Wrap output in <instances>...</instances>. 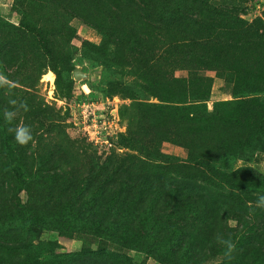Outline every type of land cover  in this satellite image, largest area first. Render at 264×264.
<instances>
[{"label": "trees", "instance_id": "1", "mask_svg": "<svg viewBox=\"0 0 264 264\" xmlns=\"http://www.w3.org/2000/svg\"><path fill=\"white\" fill-rule=\"evenodd\" d=\"M252 1H27L21 26L56 74L62 98L74 90L68 43L70 22L79 19L101 36L94 52L109 69L128 70L161 104L120 106L127 123L121 146L137 154L114 153L103 162L96 151L88 155L91 145L62 134L42 140L41 130L62 132L66 121L27 100L21 64L9 99L25 100L29 110L10 124L0 108V264H138L127 254L109 256L108 248L158 264H264V209L255 204L264 174L232 167L264 144V62L256 75L249 60L264 53V14L243 19ZM49 10L41 25L31 22ZM179 70L188 78H177ZM208 73L231 85L234 101L203 114ZM125 92L118 81L107 88L112 97ZM16 124L31 126L33 142H15L7 129ZM164 142L184 148L188 158L164 155ZM47 232L82 241L84 252H53L41 241ZM217 234L234 243L230 260Z\"/></svg>", "mask_w": 264, "mask_h": 264}, {"label": "rangeland", "instance_id": "2", "mask_svg": "<svg viewBox=\"0 0 264 264\" xmlns=\"http://www.w3.org/2000/svg\"><path fill=\"white\" fill-rule=\"evenodd\" d=\"M27 1L30 3L36 0H0V70H5L12 77H7L1 71L0 75H3L10 85H14L12 78L15 76L17 68L22 64L25 67L20 79L24 78L23 80L28 82V86L31 88L28 90L27 100H31L34 107L39 106L44 109L48 106L54 113H59L65 118L64 131L49 133L41 130L39 135L42 134V140L60 139L59 135L62 134V139L78 141V145L83 144L82 146L85 147L91 145L92 148L88 150V155L91 156L96 151L97 156L102 158L103 162L109 155L114 153L119 156L136 155V152L122 147L120 143L119 136L127 133L126 122L122 120V123L120 120L121 126L126 128L122 133L116 128L107 129L103 123L110 120V110L112 109L116 108L115 110L118 113L120 106L130 105L133 101L158 105L161 104L159 99L148 93L145 84L134 77L128 70L109 69L104 59L98 57L94 52L96 47L102 43L101 36L95 30L84 25L79 19H74L70 22L74 35L68 43L69 56L72 59L71 66L74 68L72 72L74 90L71 96L62 98L56 87V74L47 66V62L35 38L31 37L21 26L23 16L20 12L26 9ZM216 1L218 4H225L229 0ZM250 8L248 15L243 19L252 22L256 18H262L264 0H253ZM43 12V15L42 13L36 14L31 19V22H37L36 24L41 25L45 19H48L54 13V11L50 10ZM26 22H30V19ZM249 58L250 62L257 67L256 75L259 74L260 68L257 62L261 65L263 64L264 53L257 56L251 55ZM228 59H235V57ZM9 60L12 63H8ZM32 60H37L35 65ZM77 69H81L86 76L80 81H76L74 78V72ZM49 72H52L55 76L54 87L45 81L44 76ZM241 72V75L248 74V72ZM175 75L179 79L188 78V72L183 70L177 71ZM208 76L213 78V82L210 87V99L202 108L203 114L213 113L214 105L217 103L234 101L230 91L231 85H228L222 77H217L216 73H208ZM113 81L124 84L126 92L116 97L109 96L107 88L109 83ZM4 93L5 95L2 97L1 94ZM9 94L8 85L0 87L1 109L8 110ZM258 148L249 154L245 160L234 162L232 167L235 169L251 168L258 173L264 174V144ZM161 152L167 156L177 157L182 161L188 158V153L184 148L169 142L162 144ZM22 197L26 200L25 195ZM231 226L234 227L235 223H231ZM41 241L45 245H49L55 253H81L85 250L82 241L62 240L55 233H44L41 235ZM99 245H93L88 250L96 252ZM106 253L109 256L127 254L128 257L138 264H158L153 259L137 252H124L108 248Z\"/></svg>", "mask_w": 264, "mask_h": 264}, {"label": "clouds", "instance_id": "3", "mask_svg": "<svg viewBox=\"0 0 264 264\" xmlns=\"http://www.w3.org/2000/svg\"><path fill=\"white\" fill-rule=\"evenodd\" d=\"M8 85L9 91L11 90V85L7 81V79L0 75V87ZM13 95H15L13 93ZM8 103L12 106L11 110H7L3 113L4 119L12 124L16 118L17 114L20 111L27 112L29 110L28 104L25 100L17 98H10ZM7 131L13 135L15 142L20 146H27L34 140L33 130L28 124H16L15 126L8 127ZM256 207L264 209V193L258 194L257 199L255 201ZM216 242L222 245L225 249L226 257L230 260L231 253L235 249V245L231 240H226L222 235L217 234Z\"/></svg>", "mask_w": 264, "mask_h": 264}, {"label": "built area", "instance_id": "4", "mask_svg": "<svg viewBox=\"0 0 264 264\" xmlns=\"http://www.w3.org/2000/svg\"><path fill=\"white\" fill-rule=\"evenodd\" d=\"M115 109L110 110L111 118L109 121H104L103 125L106 126L107 129L116 128L120 133H122L126 128L121 126L119 115Z\"/></svg>", "mask_w": 264, "mask_h": 264}, {"label": "bare ground", "instance_id": "5", "mask_svg": "<svg viewBox=\"0 0 264 264\" xmlns=\"http://www.w3.org/2000/svg\"><path fill=\"white\" fill-rule=\"evenodd\" d=\"M44 78H45V81H46V82L50 83V85H51L52 87H54L55 76H54V74H53L52 72H49L48 74H46V75L44 76Z\"/></svg>", "mask_w": 264, "mask_h": 264}, {"label": "water", "instance_id": "6", "mask_svg": "<svg viewBox=\"0 0 264 264\" xmlns=\"http://www.w3.org/2000/svg\"><path fill=\"white\" fill-rule=\"evenodd\" d=\"M84 77H86V76L82 73L81 69L75 70V72H74V78H75L76 81H80Z\"/></svg>", "mask_w": 264, "mask_h": 264}]
</instances>
